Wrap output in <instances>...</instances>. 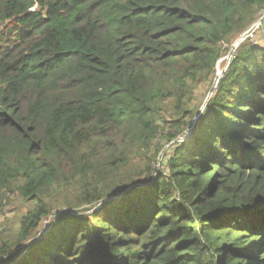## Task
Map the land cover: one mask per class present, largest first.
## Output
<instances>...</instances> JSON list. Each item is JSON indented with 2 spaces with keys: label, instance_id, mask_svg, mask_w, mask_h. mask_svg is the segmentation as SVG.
Here are the masks:
<instances>
[{
  "label": "trees",
  "instance_id": "1",
  "mask_svg": "<svg viewBox=\"0 0 264 264\" xmlns=\"http://www.w3.org/2000/svg\"><path fill=\"white\" fill-rule=\"evenodd\" d=\"M263 17L264 0H0V214L32 205L0 264H264V46L192 106Z\"/></svg>",
  "mask_w": 264,
  "mask_h": 264
},
{
  "label": "rangeland",
  "instance_id": "2",
  "mask_svg": "<svg viewBox=\"0 0 264 264\" xmlns=\"http://www.w3.org/2000/svg\"><path fill=\"white\" fill-rule=\"evenodd\" d=\"M264 18V17H263ZM252 27V26H251ZM251 30H246L243 34L238 35L235 40H233L232 44L228 47H225L223 56L221 60L219 61L217 65V72H216V78H211L208 81H203L199 87L196 89V97L195 101L193 102V108L196 111L195 118H197V115L199 113L202 114L204 111V108L209 101V99L213 96L214 90L217 87V78H222L224 72L227 70L230 62L236 57L238 53V47L239 45L247 42V44H258L264 46V33L260 30H255L250 32ZM255 32V33H254ZM250 34V35H249ZM248 40V41H246ZM219 68H221L220 76L217 74L219 71ZM218 75V76H217ZM198 115V116H199ZM194 120V118H193ZM196 120V119H195ZM193 122V121H192ZM182 138L178 140L181 141ZM172 146L167 145L165 149L161 152V155L159 157V162L156 163V170H167L166 164L164 159H166V154L170 152L168 149ZM32 207L30 203L24 202L23 200H20L17 204H13L9 206L3 213L0 214V241L2 240H14L15 236L17 235L19 228H20V222L24 216V214ZM56 211V210H55ZM53 212L52 215H50L45 221L43 222L42 226L39 228V231H43L45 228L49 227L50 223L55 217V213ZM36 232V236L38 233ZM25 244L20 246L19 249H24Z\"/></svg>",
  "mask_w": 264,
  "mask_h": 264
},
{
  "label": "built area",
  "instance_id": "3",
  "mask_svg": "<svg viewBox=\"0 0 264 264\" xmlns=\"http://www.w3.org/2000/svg\"><path fill=\"white\" fill-rule=\"evenodd\" d=\"M261 21H262V20H260L259 22L255 23L252 27H250V28H249V30H251L250 32L259 29L260 26H261ZM255 32H256V31H255ZM255 32H254V33H255ZM249 35H250V34H249ZM182 140H184V137L181 139V141H182Z\"/></svg>",
  "mask_w": 264,
  "mask_h": 264
},
{
  "label": "water",
  "instance_id": "4",
  "mask_svg": "<svg viewBox=\"0 0 264 264\" xmlns=\"http://www.w3.org/2000/svg\"><path fill=\"white\" fill-rule=\"evenodd\" d=\"M218 76V75H217ZM219 78V77H218ZM217 78V83H218V81H219V79ZM198 115H199V113H198ZM198 115H197V117H198ZM195 121V120H194ZM194 121L192 122V124H191V126L193 125V123H194ZM107 201V200H106Z\"/></svg>",
  "mask_w": 264,
  "mask_h": 264
},
{
  "label": "bare ground",
  "instance_id": "5",
  "mask_svg": "<svg viewBox=\"0 0 264 264\" xmlns=\"http://www.w3.org/2000/svg\"><path fill=\"white\" fill-rule=\"evenodd\" d=\"M220 72H221V68H219V71H218V73H217L219 76H220Z\"/></svg>",
  "mask_w": 264,
  "mask_h": 264
}]
</instances>
